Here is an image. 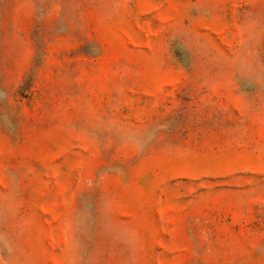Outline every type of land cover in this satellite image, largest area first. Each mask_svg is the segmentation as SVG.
Masks as SVG:
<instances>
[{"label": "rangeland", "instance_id": "rangeland-1", "mask_svg": "<svg viewBox=\"0 0 264 264\" xmlns=\"http://www.w3.org/2000/svg\"><path fill=\"white\" fill-rule=\"evenodd\" d=\"M0 264H264V0H0Z\"/></svg>", "mask_w": 264, "mask_h": 264}]
</instances>
